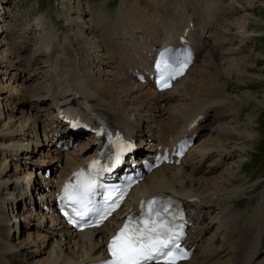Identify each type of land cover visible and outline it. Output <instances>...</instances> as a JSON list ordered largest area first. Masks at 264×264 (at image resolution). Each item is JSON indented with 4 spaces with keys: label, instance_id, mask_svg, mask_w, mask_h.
I'll list each match as a JSON object with an SVG mask.
<instances>
[{
    "label": "bare ground",
    "instance_id": "6f19581e",
    "mask_svg": "<svg viewBox=\"0 0 264 264\" xmlns=\"http://www.w3.org/2000/svg\"><path fill=\"white\" fill-rule=\"evenodd\" d=\"M208 1L174 0L168 5L169 0H123L113 22L102 7L84 11L79 8L83 0H69L76 10L72 8L69 13L73 17L67 18L75 30L44 32L36 49L28 30L18 42L20 46L13 47L17 58L13 48H8L13 31L7 34V10L1 8L5 13L0 15V65L6 74L0 79V264H89L107 258L104 239L113 226L124 222L126 217L121 215L127 210L137 213L142 201L168 194L185 203L190 217L193 260L180 264H264V197L251 213L236 209L230 203L244 193L245 187L230 184L244 176L229 170L216 176L235 154L241 163L246 155L241 145L230 147L226 142L234 135L252 142L259 137L257 131L238 130L244 125L235 110L247 103L264 107V102L251 92L230 93L227 85L235 76L249 75L253 66L235 64L234 58L218 64L216 61L229 53L222 52L224 45L214 50L213 40L218 36L209 30H215L227 14L244 11V25L238 22L242 38L247 37L244 30L250 23L245 8L231 6L227 0ZM205 2L212 8L209 14ZM43 26L41 16L35 27ZM181 38L196 53L186 76L171 90L161 92L156 91L149 75H142L145 82H140L138 76L148 67L154 48L178 43ZM241 46L247 48L246 43ZM80 49L90 60L93 58L94 64L89 66L84 61ZM231 49L229 52L238 51L239 55L242 52ZM31 50L27 59L20 58V52ZM28 69L30 75L25 78L23 73ZM212 70L228 81L226 86L213 78ZM36 77L46 87H26ZM206 77L213 81L204 82ZM21 81L23 85H17ZM91 112L104 117L131 140L151 138L163 152L187 140L189 128L201 132L180 166L154 171L133 190L126 208L105 226L77 233L51 208L53 193L61 188L65 176L87 163L99 147L97 140L89 141L94 152L80 160L74 152L57 148L53 130L55 124L60 126V140L66 139L68 146L69 132L59 115L79 114L98 127L96 117H89ZM249 122L244 129L254 125L253 120ZM79 142L81 154L88 142ZM59 164L63 167L56 184L41 178L46 167L58 169ZM62 176L65 178L60 179ZM221 235L226 236L223 242L217 239Z\"/></svg>",
    "mask_w": 264,
    "mask_h": 264
},
{
    "label": "rangeland",
    "instance_id": "374dc122",
    "mask_svg": "<svg viewBox=\"0 0 264 264\" xmlns=\"http://www.w3.org/2000/svg\"><path fill=\"white\" fill-rule=\"evenodd\" d=\"M112 1L114 0H89V4H88L87 0H83L84 3L82 6H79V8L86 11L87 7H90V9L92 7H95V8L102 7L103 10H104L103 7H105V10L110 15L109 18H111V21L113 20L114 22V17H115L114 13L117 10L118 0H115L114 6L111 5ZM173 1L174 0H172L171 2L169 0L168 5H171ZM193 1H195L198 4L199 2L204 3V1L209 2L208 0H193ZM235 1L241 4L240 6L237 5V7H241L243 9L245 8L244 10H246V14H247L246 18L248 20L247 22L250 23L248 26H246V29L244 30L246 32L245 35L247 37L241 38L239 36L240 35L239 33L242 30V28L238 26V22L241 24L243 23L242 25H244V22H243L244 15H245L244 11L240 12L239 14L235 16L228 15V14L227 16L223 15V17L225 16V20L222 23L216 24L214 26L216 30L215 33L218 36L217 39L213 40L214 42H216V46H214L215 47L214 50L219 51V49L221 48L219 46L224 45L222 47L224 48L222 52L223 53L227 52L229 54L223 55L221 59H218V61L216 62L218 64H221L224 60L230 61L234 58L233 61H237L235 64H238L239 62V63H244L245 66H253V69L250 68L249 70L250 72L249 75L246 74L247 76L246 75L235 76V81H238L239 84H242L243 82V85L239 86L237 85L238 83H236L235 81H231L227 85V87L230 93L232 94L240 95V94L251 92L252 94L256 95L260 100L264 102V0H235ZM207 2H205V4L203 5L208 10V12L206 11L207 12L206 14H209L212 11V8L210 7L209 4L208 5L206 4ZM132 3H135V0L132 1ZM0 4L3 6L1 8L5 10L7 9V12H8L7 16H9V18H7V16L5 17L6 25H8L5 28L7 29V34H10L13 31V34H12L13 36L11 37V40L9 41V47H8L9 49L13 47L17 49V47L20 46L18 42L21 41L20 39H22V36L25 33H27L28 30L31 31V36L33 38L32 43H34L33 41H35V35L33 33V30H34L33 28L35 27L36 19H38L41 16L44 17V29L47 31H44V29L42 28L39 30H36L35 34H37L38 36H41V35L43 36V32L52 34L53 31L60 30V29H63L67 32H69L70 30L71 31L75 30V27L73 25L71 26L72 23L70 20H68V18L73 17L69 13L70 10H72L73 8L75 11L76 8H75V5H71V6L69 5V0H0ZM229 16L231 18L227 20ZM85 18H87L88 20V17H85ZM23 20L25 23L29 25L24 26L21 24H16V23L14 24V22H17V21H18L17 23H21L23 22ZM32 23L33 25L31 27L30 24ZM12 24L14 25L11 26ZM215 30L210 29L209 32L210 31L213 32ZM101 31H103V29H101ZM18 32L20 33L18 34ZM249 40H250V43L248 42ZM40 41H41L40 38L37 37L36 43H38V45L36 44L37 46H33V47L35 48V47H38L39 44L41 45ZM243 42L244 43L246 42L247 48L241 46ZM232 47L235 49L236 48L242 49V52L240 53V55L238 51L237 52L231 51L232 53L229 52V50H232L231 49ZM248 50H249V53L247 52ZM15 51L13 48L14 56L17 58ZM27 52H24V53L20 52L19 55L20 56L23 55L20 58L27 59L30 56V54H32L33 51L31 50L28 53ZM245 52L247 53L245 54ZM79 54L89 66L94 64L95 61H92L93 58L90 60L86 51L80 49ZM15 60H18V59H15ZM42 61L44 62L45 59L43 58ZM200 64L201 63L198 62L197 65H200ZM1 69L4 70V68H2V66L0 65V70ZM28 70L24 71L23 77L25 78L29 77L28 75H30L29 74L30 70L29 71ZM4 74H6L5 70L2 74H0L1 80L4 78L3 76ZM212 74H214V77H213L214 79L218 80L221 83L223 82L222 84L226 86L228 81L225 80L223 77L220 78L221 74L219 73V71L215 72L212 70ZM202 76H204V74ZM37 79L38 77L34 78L32 81H30V83H27V85L26 83H24V86L26 85L27 87L29 85L31 86V88L46 87V83H44L41 80L39 83V79L38 80ZM212 81L213 79L210 77H206L204 80V82H207V83H211ZM34 82H37V83H34ZM21 83L23 82L21 81L17 83V85H23ZM17 110H20V109H17ZM235 112L236 114H238L236 116L238 117V120L242 122L241 126L243 125L245 126L247 125V123H250L249 120H253V123H254V125H251V127L249 125V127L247 126V128L244 129V126H243V130L241 129L242 127L241 128L239 127L238 130L240 132L244 130L246 131L247 129H249L250 131H257L259 133V137L257 140L252 142V141H241L238 136L234 135L233 138H231L230 142L228 141L229 143L226 142L227 144H230L228 145L230 147L241 145L240 147L246 150L245 151L246 155L242 157L244 160L241 163L239 160L241 158L239 157L238 154H235L231 160H227V164H224V168L220 169V172L217 173L216 176H218L220 173L227 172L228 170L230 173H235V174L244 176L243 178L242 177L238 179L236 178L235 184H230V187H233V186H236V187L244 186L245 187L244 193H242L240 197L234 200L235 203L231 202L230 204L231 206H234L236 209H239L243 212L251 213L255 210V208H257L258 203L262 201L264 197V107H258L257 105L247 103L241 106L238 111L235 110ZM217 124L219 125V122H217ZM144 132L146 135L147 132L146 131ZM200 142L201 141H199L198 144H200ZM217 154L213 155V159L217 156ZM65 158H66V154H65ZM26 172H28V170L23 171V174H21V176L24 175ZM27 209L28 207H25V211H27ZM34 210H36V208ZM216 213H217V210L214 214ZM215 229L217 228H214L212 230L211 232L212 234L215 232ZM217 239L223 242L226 240V236L221 235Z\"/></svg>",
    "mask_w": 264,
    "mask_h": 264
},
{
    "label": "snow or ice",
    "instance_id": "6c2138e0",
    "mask_svg": "<svg viewBox=\"0 0 264 264\" xmlns=\"http://www.w3.org/2000/svg\"><path fill=\"white\" fill-rule=\"evenodd\" d=\"M164 56L161 57L163 62ZM187 60L183 64H180L177 68L173 69V74L168 79L174 78L175 74L183 71V67L186 65ZM157 70L161 68L160 64L156 65ZM161 88L170 86L168 80L164 79L163 73L160 75ZM95 167V163L91 165ZM84 176V172L74 174L75 185L73 182L66 184L64 188L63 200H72L75 197L83 211L79 212L80 218L83 219L84 214L87 212V207L91 203V197L93 195L91 189L94 184V179L86 181L83 184L80 183L79 178ZM75 186V193H72V189ZM103 187V186H101ZM158 204L157 200H151L147 204L141 205L143 216L142 218L135 220V218L129 219L125 223L124 228L113 238L109 245V251L114 257L108 264H146L148 261H156V264H160L161 260H167L168 264H175L176 259L179 258V253H183V250L179 248V244L176 242L178 234L173 231L171 227L165 228L164 222L157 223V218L161 217L163 212L167 211L166 206L154 207ZM118 206V200L113 201L107 209L96 208V222L103 220L107 217L110 210ZM73 212H77V208L73 207ZM149 218H151L152 226L149 227ZM135 220V222H133ZM160 229H164L161 231ZM171 242V243H170ZM186 255V254H184Z\"/></svg>",
    "mask_w": 264,
    "mask_h": 264
}]
</instances>
